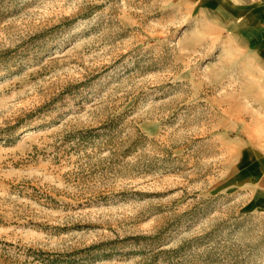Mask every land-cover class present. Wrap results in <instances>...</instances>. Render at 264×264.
Returning <instances> with one entry per match:
<instances>
[{"label":"rangeland","instance_id":"1","mask_svg":"<svg viewBox=\"0 0 264 264\" xmlns=\"http://www.w3.org/2000/svg\"><path fill=\"white\" fill-rule=\"evenodd\" d=\"M203 21L0 0V264H264L263 78Z\"/></svg>","mask_w":264,"mask_h":264},{"label":"crops","instance_id":"2","mask_svg":"<svg viewBox=\"0 0 264 264\" xmlns=\"http://www.w3.org/2000/svg\"><path fill=\"white\" fill-rule=\"evenodd\" d=\"M188 1L193 8L201 10L204 23L218 25L219 33L225 37L228 51L242 57L236 59L238 64L247 65L250 72L263 78L259 87L264 88V0ZM256 156L250 164L240 161V175L250 173L254 179L257 171L256 161H253L258 157L264 159L261 155Z\"/></svg>","mask_w":264,"mask_h":264}]
</instances>
